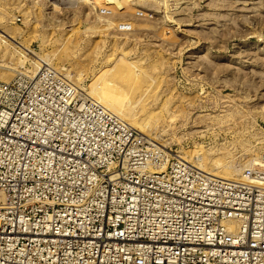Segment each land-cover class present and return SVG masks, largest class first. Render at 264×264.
I'll return each mask as SVG.
<instances>
[{
  "label": "built area",
  "instance_id": "obj_1",
  "mask_svg": "<svg viewBox=\"0 0 264 264\" xmlns=\"http://www.w3.org/2000/svg\"><path fill=\"white\" fill-rule=\"evenodd\" d=\"M0 264H264V152L225 179L64 75L0 81Z\"/></svg>",
  "mask_w": 264,
  "mask_h": 264
},
{
  "label": "rangeland",
  "instance_id": "obj_2",
  "mask_svg": "<svg viewBox=\"0 0 264 264\" xmlns=\"http://www.w3.org/2000/svg\"><path fill=\"white\" fill-rule=\"evenodd\" d=\"M0 29L30 50L0 40V81L64 75L101 104L115 81L132 130L236 178L264 152V0H0Z\"/></svg>",
  "mask_w": 264,
  "mask_h": 264
},
{
  "label": "bare ground",
  "instance_id": "obj_3",
  "mask_svg": "<svg viewBox=\"0 0 264 264\" xmlns=\"http://www.w3.org/2000/svg\"><path fill=\"white\" fill-rule=\"evenodd\" d=\"M0 30H1V32H3V36L0 39L1 41H4V43H5L7 41L10 42V40H13V41L17 42L21 47L26 49L27 51H30L19 40H17L14 35L6 32L5 30H2V29H0ZM3 38H5L6 40H4ZM40 60L43 64H48V63H46V61H44L42 59H40ZM123 77H124V75H123ZM119 88H120V86L117 82L111 81V80H106L102 83L101 87L98 89V91H96L94 93V95L97 98H99V100L102 102V104H104L105 106L115 110L122 117L124 122H126L127 124H129L130 126L136 128V129H138V127L133 124L132 118H133L134 114H132V109H131L132 107H130L131 105H128V102H127L128 97L126 96L127 94H124L126 91L123 92V94H121L120 91H121L122 87H121V89H119ZM135 91H136V89H135ZM120 94H121V96H120ZM122 97L125 98V102H124V99ZM158 145H159V143H158ZM177 156L182 158L181 155L177 154ZM185 161H187V160H185ZM258 161H259V157H257V159L254 160L253 163L254 164L258 163ZM187 162H189V161H187ZM189 163H191V162H189ZM253 163H250L249 166L253 165ZM191 164L194 165V163H191ZM196 165L199 169H202L203 171H206L207 173H210L214 176L222 177L225 179H232V180L236 179V175H237V173H239L238 172L239 167L236 169V168L230 166L231 164L227 165L223 159L219 160L218 162L212 163V167H209V168L204 167L203 164H201V163H196Z\"/></svg>",
  "mask_w": 264,
  "mask_h": 264
}]
</instances>
